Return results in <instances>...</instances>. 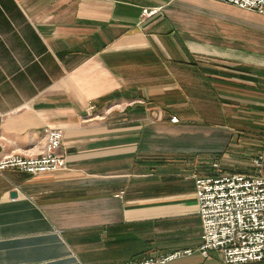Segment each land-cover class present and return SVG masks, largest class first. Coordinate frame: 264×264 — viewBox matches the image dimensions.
<instances>
[{
    "label": "crops",
    "instance_id": "obj_1",
    "mask_svg": "<svg viewBox=\"0 0 264 264\" xmlns=\"http://www.w3.org/2000/svg\"><path fill=\"white\" fill-rule=\"evenodd\" d=\"M0 113V157L36 155L52 127L65 161L0 172V264H97L104 244L130 239L147 245L138 259L194 250L193 179L227 171L214 130L237 122L238 141H263L264 14L216 0H0ZM168 264L224 263L194 250Z\"/></svg>",
    "mask_w": 264,
    "mask_h": 264
},
{
    "label": "built area",
    "instance_id": "obj_2",
    "mask_svg": "<svg viewBox=\"0 0 264 264\" xmlns=\"http://www.w3.org/2000/svg\"><path fill=\"white\" fill-rule=\"evenodd\" d=\"M264 14V0H216ZM155 8H142L140 16H149ZM93 106L89 105L88 109ZM0 113V117H1ZM176 122L175 117L169 119ZM43 147L36 155L6 154L0 157V172L17 169L28 174L65 169L60 151L61 132L57 128L42 129ZM261 173L218 172L208 177H194V195L200 222L196 250L203 258L217 251L224 264H240L264 260V157L256 153L250 159ZM216 165V164H214ZM193 249H178L164 255L125 261L120 264H168L190 255Z\"/></svg>",
    "mask_w": 264,
    "mask_h": 264
},
{
    "label": "rangeland",
    "instance_id": "obj_3",
    "mask_svg": "<svg viewBox=\"0 0 264 264\" xmlns=\"http://www.w3.org/2000/svg\"><path fill=\"white\" fill-rule=\"evenodd\" d=\"M235 117L238 118V115ZM219 122L229 124V122H225V119ZM231 126H234L236 129L234 134L228 131H226L225 134V131L222 129L214 130L220 137L215 139L213 147H209L212 158L214 157L220 160L219 168L223 170L233 172L239 171L241 173H261V171H257V168L251 166L247 154H253L252 152L256 150L258 151L256 153L262 152L264 155V133L261 145L253 147L248 143L241 142L242 140L238 141V139H241L239 135L246 136L245 132L241 131L239 123L232 122ZM262 170L264 171V164ZM151 239L157 241L159 240V236L152 235ZM104 246L105 248L98 256L100 261H98L97 264H119L128 260H137L142 255L143 250L147 248L146 244L136 239H130L128 242L114 241L108 248H106L105 244Z\"/></svg>",
    "mask_w": 264,
    "mask_h": 264
},
{
    "label": "water",
    "instance_id": "obj_4",
    "mask_svg": "<svg viewBox=\"0 0 264 264\" xmlns=\"http://www.w3.org/2000/svg\"><path fill=\"white\" fill-rule=\"evenodd\" d=\"M14 195V193H11V196H13Z\"/></svg>",
    "mask_w": 264,
    "mask_h": 264
}]
</instances>
